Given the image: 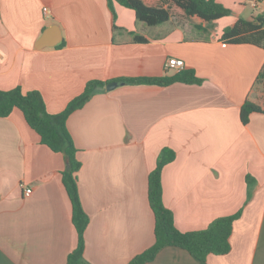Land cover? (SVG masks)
I'll use <instances>...</instances> for the list:
<instances>
[{"label": "crops", "instance_id": "obj_1", "mask_svg": "<svg viewBox=\"0 0 264 264\" xmlns=\"http://www.w3.org/2000/svg\"><path fill=\"white\" fill-rule=\"evenodd\" d=\"M215 1L231 15L199 30L174 10L167 22L147 26L107 0H0V90L37 91L49 114L63 111L89 81L171 77L178 72L165 69L171 58L202 80L106 85L67 118L88 218V264H129L153 245L147 182L164 148L175 156L161 172L162 201L177 230L200 231L241 214L228 254L200 262L166 247L145 264H264V115L252 114L245 125L239 119L264 50L219 40L222 29L264 10V0L256 7ZM51 27L59 43L35 49ZM66 169L19 110L0 118V264H66L77 244Z\"/></svg>", "mask_w": 264, "mask_h": 264}, {"label": "trees", "instance_id": "obj_2", "mask_svg": "<svg viewBox=\"0 0 264 264\" xmlns=\"http://www.w3.org/2000/svg\"><path fill=\"white\" fill-rule=\"evenodd\" d=\"M109 5L117 3L134 12L135 18L147 26H157L170 19L174 10L187 18L196 29H213L215 22L230 11L215 0H107ZM255 1L256 5L261 0ZM219 40L224 44L251 45L264 50V10L256 12L249 20L238 19L232 26L222 31ZM135 42H145L135 37ZM120 85H157L169 86L174 83L200 84L201 79L191 70L178 71L171 77L161 78H123L117 80ZM108 82L89 81L82 93L73 98L57 114L46 111L42 96L37 91L23 92L20 87L9 91L0 90V118H5L17 109L26 124L39 137L40 143L54 153H60L67 161V169L62 172V184L71 205V223L76 231V247L68 254L66 264H88L83 258V233L88 224L78 193L76 173L80 163L75 158L76 149L66 128L67 118L81 109L90 98L103 89ZM253 95L247 98L239 111V119L247 124L252 114L264 115V65L252 84ZM174 152L162 149L155 168L148 175L147 199L154 216V243L143 253L134 257L129 264H145L152 261L160 250L176 247L186 251L200 262L210 255L222 256L231 250L230 237L235 215L220 217L212 221L205 229L195 232H180L174 226L172 213L162 201L161 172L165 165L174 159Z\"/></svg>", "mask_w": 264, "mask_h": 264}, {"label": "water", "instance_id": "obj_3", "mask_svg": "<svg viewBox=\"0 0 264 264\" xmlns=\"http://www.w3.org/2000/svg\"><path fill=\"white\" fill-rule=\"evenodd\" d=\"M55 29L56 28L54 27L46 29L35 44V49L41 50L43 48H50L56 46L60 41V35L56 32ZM116 86H118V83L112 82L107 84L106 89L110 91Z\"/></svg>", "mask_w": 264, "mask_h": 264}, {"label": "built area", "instance_id": "obj_4", "mask_svg": "<svg viewBox=\"0 0 264 264\" xmlns=\"http://www.w3.org/2000/svg\"><path fill=\"white\" fill-rule=\"evenodd\" d=\"M255 5L256 3L255 1H253V6ZM43 12L46 13L47 9L44 8ZM183 68H184V62L181 59L171 58L165 64V69H168V70L173 69L176 71H181ZM24 193H25V196H29L31 194V189H26Z\"/></svg>", "mask_w": 264, "mask_h": 264}, {"label": "rangeland", "instance_id": "obj_5", "mask_svg": "<svg viewBox=\"0 0 264 264\" xmlns=\"http://www.w3.org/2000/svg\"><path fill=\"white\" fill-rule=\"evenodd\" d=\"M252 4V0H249V1H246V3H248L249 5H250V3ZM246 15H247V13H245ZM231 14L229 13L227 16H225V17H223V18H221V19H224V18H226V17H228V16H230ZM221 19H219V20H221ZM218 21V20H217ZM217 21H216V24H217ZM230 26H232V25H229L228 27H230ZM228 27H225L224 29H222V31H224L226 28H228ZM171 71H170V73H172L173 72V69H170Z\"/></svg>", "mask_w": 264, "mask_h": 264}]
</instances>
